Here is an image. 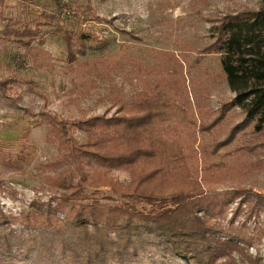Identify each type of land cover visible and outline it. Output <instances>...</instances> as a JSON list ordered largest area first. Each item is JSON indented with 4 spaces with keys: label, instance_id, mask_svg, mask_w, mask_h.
<instances>
[{
    "label": "trees",
    "instance_id": "1",
    "mask_svg": "<svg viewBox=\"0 0 264 264\" xmlns=\"http://www.w3.org/2000/svg\"><path fill=\"white\" fill-rule=\"evenodd\" d=\"M22 1L41 5L34 27L28 22L6 30L5 25L2 30L8 32L0 34V48L8 51L9 59L19 67L30 61L38 66L45 63L39 60L48 55L46 50L33 46L36 40L43 42L41 26L55 25L61 30L58 24L65 12L71 13L72 19L84 20V14L90 11L89 5L79 4L80 0ZM213 30L214 41L207 47L208 53L218 55L219 69L213 78L227 83L234 93L227 104H234L243 113L242 120L233 127L234 132L250 127L253 136L264 135V0H260L256 10L225 15ZM63 38L67 67L75 72L72 79L88 92L97 82L86 74L98 75V69L95 63L79 58L86 56L88 41L93 37L85 31L64 28ZM106 43V39L99 38L94 47L100 48ZM17 48L24 53L18 54ZM185 61V53L157 51L156 62L145 69L153 79L152 85L119 103L115 114L109 117L92 115L68 122L43 113L65 164L64 180L59 187L71 192L62 195L56 207H52L51 200L31 203L35 207L22 215V221L33 225L43 217L49 224L51 216L69 209L62 219H57L63 225L57 231V239L66 263L138 264V261L127 262L123 257L128 250L133 257L137 256V244L132 242L136 236L159 240L157 253L149 257V260L155 258L150 264H211L219 249L237 244L231 230L218 222L211 223L214 215L221 214L223 203L213 185L224 179L223 173L231 165L220 171L217 167L211 168L219 164L209 163L198 170V160L204 162L207 154L206 141L200 134L212 132L213 124L207 122L201 104L191 100L193 78L186 74ZM16 82L31 81L15 74L0 78V93ZM223 110L214 117L217 122L213 126L220 130ZM69 125L84 133L83 141L70 135ZM252 147L254 144L236 147V162L243 156L244 165L246 157L251 158L248 154L254 152ZM240 150L247 155L239 153ZM251 159L253 167L256 162L258 166L259 162L262 164L261 156ZM2 166L10 170L12 163L8 161ZM117 171L129 178L118 181L113 177ZM86 186L95 190L86 193ZM99 187H109L121 197L110 198L111 204L101 203L95 196ZM256 197L264 206V196ZM140 202L144 206L138 207ZM0 217L8 221V226L15 221L2 213ZM111 227L117 231L115 236L111 235L115 233ZM4 230L0 225V232ZM2 237L9 245L7 236L0 235L1 240Z\"/></svg>",
    "mask_w": 264,
    "mask_h": 264
},
{
    "label": "rangeland",
    "instance_id": "2",
    "mask_svg": "<svg viewBox=\"0 0 264 264\" xmlns=\"http://www.w3.org/2000/svg\"><path fill=\"white\" fill-rule=\"evenodd\" d=\"M79 4L90 7L84 14L86 19H72L71 13L65 12L58 24L61 30L55 25L39 28L43 42L36 40L33 46L46 50L48 55L39 60L45 61L44 64L38 66L30 61L19 67L9 59L8 51L0 48V78L15 74L31 81L8 85L3 95L0 93V213L15 218L8 226V221L0 217V225L6 228L0 235L7 236L10 242L8 245L3 237L0 239V264H70L60 254L57 239V231L63 227L57 219H62L69 209L51 216L49 224L43 217L33 225L22 221V215L34 209L31 203L51 200L52 207H56L62 195L71 192L59 187L64 180L65 164L45 114L68 122L92 115H114L119 103L152 85L153 79L145 69L152 67L156 52L161 50L185 53L186 74L193 78L191 100L201 104L207 122L214 125L217 122L214 117L224 109L222 130L211 125L212 132L200 134L206 141L207 154L205 161L198 160L197 165L199 170L202 165L217 163L218 166L211 168L220 171L231 165L223 173L224 179L213 185L223 203L221 214L214 215L211 223L218 222L231 230L237 244L219 249L211 264H264V206L254 199L256 195L264 196V135L253 136L250 127L234 132L233 127L242 120L243 113L234 104H227L234 93L225 81L214 80L219 69L218 55L207 50L215 38L213 27L222 17L256 10L260 0H80ZM40 7L22 0H2L0 34L5 31L2 30L5 25L6 30L28 22L34 27ZM64 28L85 31L93 37L88 41L86 56L79 58L95 63L98 69V75L86 74L97 82L88 92L75 84L72 79L75 72L67 67ZM99 38L107 43L95 48V40ZM16 52L22 54L24 50L17 48ZM75 80L78 81L76 77ZM69 133L78 141L85 138L83 132L71 125ZM252 144L254 152L248 155L252 159L261 156L262 164L259 162L258 166L256 162L253 167L251 158L246 157L243 165V156L236 162L235 148ZM239 153L247 155L243 150ZM8 161L12 163L10 170L2 166ZM55 162L60 164L55 166ZM113 177L118 181L129 178L120 171L113 173ZM94 190L85 187L86 193ZM95 196L107 204H111L110 198L121 197L109 187H99ZM141 205L144 202L137 204ZM112 228L111 231L115 229ZM114 231L112 236L117 234ZM132 242L137 244V256L126 251L123 257L127 262L150 264L155 259L149 257L157 253L159 240L136 236Z\"/></svg>",
    "mask_w": 264,
    "mask_h": 264
}]
</instances>
